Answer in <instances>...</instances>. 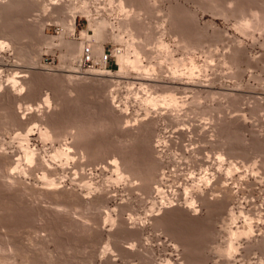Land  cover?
Wrapping results in <instances>:
<instances>
[{"label": "rangeland", "instance_id": "374dc122", "mask_svg": "<svg viewBox=\"0 0 264 264\" xmlns=\"http://www.w3.org/2000/svg\"><path fill=\"white\" fill-rule=\"evenodd\" d=\"M263 14L264 0H0V264H264ZM135 48L136 67L120 62ZM114 156L126 181L101 167ZM168 199L182 207L161 212Z\"/></svg>", "mask_w": 264, "mask_h": 264}, {"label": "bare ground", "instance_id": "6f19581e", "mask_svg": "<svg viewBox=\"0 0 264 264\" xmlns=\"http://www.w3.org/2000/svg\"><path fill=\"white\" fill-rule=\"evenodd\" d=\"M53 2V1H52ZM121 4V3H120ZM53 5H58V2L57 3H53ZM88 9V8H87ZM87 13V12H86ZM89 13V12H88ZM258 14V13H257ZM88 15V14H87ZM264 15V14H263ZM257 16V15H256ZM258 21V20H257ZM101 24V26L102 25H107V22L106 21H103L102 23H100ZM100 24H99V26H100ZM104 27V26H103ZM71 30H72V28H71ZM99 37V36H98ZM160 43H162V46H164L163 45V42H161L160 41ZM3 44V42H0V45H2ZM4 44H6V43H4ZM3 44V45H4ZM2 45V46H3ZM8 45V44H7ZM1 46V47H2ZM9 46V45H8ZM133 47H135V46H133ZM101 48V47H100ZM164 48V47H163ZM1 49V48H0ZM96 49V48H95ZM99 49V48H98ZM98 49H97V51H96V54H98V52L100 53V51H98ZM99 50H101V49H99ZM134 50V49H133ZM136 50H138V48L136 49L135 48V50L134 51H136ZM136 52H138V51H136ZM140 52V51H139ZM139 52L138 53H135V60H131L128 56H127V54H124V53H121V52H117L118 53V56H119V60H120V62H126V63H130L131 64V66L132 65H136L139 61H140V55H141V53H140V55H139ZM102 53V52H101ZM93 54V53H92ZM95 55V54H94ZM137 55V56H136ZM147 56V55H146ZM93 61H94V56H93ZM191 62V65H192V60L190 61ZM100 63L101 64H103L104 63V60H103V55H101V57H100ZM123 63V64H124ZM140 63V62H139ZM177 63V62H176ZM127 64V65H128ZM140 65V64H139ZM194 65V64H193ZM121 66V65H120ZM129 66V65H128ZM126 67V66H125ZM136 67V66H135ZM139 67V66H138ZM175 67V66H174ZM121 68V67H120ZM119 68V69H120ZM133 68V67H132ZM140 69H141V67H139ZM149 68V67H148ZM192 68H193V66H192ZM155 69V68H154ZM121 70V69H120ZM119 70V72H121ZM95 71V70H94ZM106 71V70H105ZM86 72V71H85ZM96 72V71H95ZM93 73V72H92ZM91 73V74H92ZM99 73V72H98ZM97 73V74H98ZM106 73V72H105ZM107 74V73H106ZM109 74V73H108ZM123 74V73H122ZM99 75V74H98ZM120 77V76H119ZM174 77V76H173ZM18 78V77H17ZM21 78V77H20ZM143 79V78H142ZM149 79V78H148ZM21 81H19V80H16V79H13L12 80V84H11V89L13 90V91H17L18 89H20V88H23V84L21 85V83H20ZM143 83V82H142ZM140 84V83H139ZM140 85H142V84H140ZM150 85V84H149ZM143 86V85H142ZM147 87V86H146ZM9 88H10V86H9ZM143 88V87H142ZM152 88V87H151ZM152 90V89H151ZM5 91V90H4ZM20 92V91H19ZM135 92V91H134ZM13 93V92H12ZM17 94H20V93H17ZM171 94V93H170ZM11 96V95H10ZM156 97V96H155ZM155 97H154V99H155ZM115 98V97H114ZM113 98V99H114ZM149 98V97H148ZM144 99V98H143ZM153 99V98H152ZM159 100V99H158ZM152 101V100H151ZM151 101H150V103H151ZM160 101H161V99H160ZM165 101H168V102H172V103H176V98L173 96V95H169L168 97H164L163 99H162V102H163V104H164V102ZM45 102V101H44ZM49 98L46 100V104H48L49 105ZM155 103V102H154ZM178 103V102H177ZM162 104V103H161ZM160 104V105H161ZM125 105H126V103H125ZM149 105V104H148ZM3 106H4V104H3ZM128 106V105H127ZM127 106H126V108H127ZM180 106V105H179ZM40 107V106H39ZM117 107V106H116ZM31 108H33V107H31ZM7 109V108H6ZM39 109V108H38ZM128 109V108H127ZM123 108H121V112L123 113ZM124 110H126V109H124ZM176 110V109H175ZM126 112H128V111H126ZM43 113V112H42ZM124 114V113H123ZM128 114V113H127ZM130 114V113H129ZM41 120H43L42 118H41ZM41 120H40V122L39 123H41V124H37V123H35V126L37 125V131L39 132V134H40V136L43 138V139H45V141L46 140H48L49 141V139L51 140V139H53L54 138V136H53V134H52V132L49 130L50 129V127L52 128L53 126L54 127H56L55 125H53V126H49V124H46V123H44V124H42V122H41ZM139 120V119H138ZM136 121V120H135ZM128 122V121H127ZM139 122V121H138ZM134 123V122H133ZM46 125V126H45ZM127 125V124H126ZM130 125V124H129ZM135 125H136V123H135ZM34 128V127H33ZM32 128V129H33ZM36 128V127H35ZM32 129H29L28 128V132H32ZM25 134H28V133H25ZM21 135H23V134H21ZM20 135V136H21ZM26 136V135H25ZM24 136V137H25ZM77 136V135H76ZM75 136V137H76ZM23 137V136H22ZM59 137V136H58ZM77 138V137H76ZM162 138V137H161ZM27 139V137H25V140ZM160 141L162 142L163 140H161V139H159L158 140V144L160 143ZM26 142V141H25ZM68 142V141H67ZM66 142V143H67ZM61 145V144H60ZM160 145V144H159ZM158 146V145H157ZM73 148H74V146H72V145H70V144H64L63 143V145H61L60 147H58V148H56L55 147V150H54V153H55V156H58V157H64L65 159H70L71 158V156L73 155ZM157 149V148H156ZM25 160L27 161V162H29V163H34V162H36L35 160L36 159H38L37 158V156H36V153L33 151V150H30L29 148H27L25 151ZM82 152V151H81ZM83 153H84V151H83ZM76 154V153H75ZM82 154V153H81ZM37 155H39V154H37ZM40 156H41V154H40ZM53 156V155H52ZM74 156V155H73ZM83 156H85V155H83ZM222 157V156H221ZM73 159V158H72ZM18 160V159H17ZM66 160V161H67ZM222 161V160H221ZM19 162V161H18ZM68 162V161H67ZM106 163V162H105ZM30 165V164H29ZM36 165V164H35ZM47 165V164H46ZM124 162L122 161V158L119 156H114V157H112L110 160H108V162L104 165V166H101L102 168H107L108 167V169L109 168H111L112 169V171L115 173V175H116V177H117V179H120V181H121V179H123V180H125L126 181V179L130 176L131 177V175H132V173H131V175L129 174L130 172L129 171H126L127 169V166L124 168ZM235 165V164H234ZM31 166V165H30ZM134 168V167H133ZM156 168V167H155ZM239 168V167H238ZM83 169V168H82ZM126 169V170H125ZM31 170V169H30ZM130 170V169H129ZM136 169H134V171H135ZM137 170H140V169H137ZM136 170V171H137ZM234 170V169H233ZM45 171V170H44ZM154 171V170H153ZM206 171V170H205ZM25 172V171H24ZM46 172V171H45ZM129 172V173H128ZM131 172H133V171H131ZM149 172V171H148ZM151 172V171H150ZM48 173V172H47ZM155 173V172H154ZM134 174H135V172H134ZM139 174H141V173H139ZM150 174V173H149ZM48 175H50V174H48ZM47 174H45L44 173V176L43 177H45V178H48L49 176H48ZM138 175V174H137ZM143 175V174H142ZM212 175V174H211ZM11 176V175H10ZM136 176V175H135ZM135 176H133V178L135 177ZM129 177V178H130ZM149 177H152V176H149ZM138 178H142L141 177V175H140V177L138 176L137 177V179ZM146 178V177H145ZM145 178H144V180H145ZM205 178V177H204ZM132 179V178H131ZM149 180H150V178H148ZM207 179V178H206ZM9 180V179H8ZM152 180V179H151ZM49 182V185H51L52 186V184L53 185H55V180H53V179H50V180H48ZM119 181V180H118ZM133 181V180H132ZM139 181H141V180H139ZM161 181V180H160ZM130 182H131V180H130ZM135 182H136V180H135ZM57 183V182H56ZM127 183V182H126ZM149 183V182H148ZM152 183V182H151ZM116 184V183H115ZM133 184V183H132ZM157 184V183H156ZM155 184V185H156ZM162 184H163V182H162ZM161 184V186H163ZM209 184V183H208ZM143 185V184H142ZM151 185V184H150ZM201 185V184H200ZM56 186V185H55ZM152 186V185H151ZM161 186L160 185H158V187L156 188V190H157V193L159 192L160 194H161V196H162V194H164L163 192H162V188H161ZM165 186V185H164ZM163 186V187H164ZM192 186V185H191ZM193 186H195V185H193ZM139 188V187H138ZM184 188H186V186L184 187ZM188 188H190V187H188ZM188 188H186V190H187V192H188ZM200 188V187H199ZM198 188V190L200 191V189ZM191 189H192V187H191ZM194 189V188H193ZM155 190V191H156ZM195 190H196V188H195ZM194 190V191H195ZM46 191V190H45ZM185 191V190H184ZM194 191H192V192H194ZM199 191L197 192L198 194H199ZM52 193V192H51ZM156 193V194H157ZM179 193V192H178ZM189 193H190V191H189ZM200 193H202L201 191H200ZM204 193V192H203ZM191 194V193H190ZM195 194H196V191H195ZM159 195V194H158ZM201 195V194H200ZM215 195V194H214ZM160 196V195H159ZM165 196V195H164ZM186 196H188V195H186ZM211 196H213V194L211 195ZM167 197V196H166ZM164 198V197H163ZM169 198V197H168ZM171 198V197H170ZM173 198V197H172ZM179 198V197H178ZM177 198V199H178ZM188 198V197H187ZM196 199H198V198H196ZM200 199V198H199ZM167 200V199H166ZM180 200V199H179ZM184 200H185V198H184ZM212 200V199H211ZM178 202V201H177ZM159 203V202H158ZM161 204H162V202H160ZM179 203V202H178ZM181 203V202H180ZM179 203V204H180ZM184 203V202H183ZM155 204V203H154ZM153 204V205H154ZM179 204H176L174 201H173V199H168V201L166 202V203H163L162 205H161V207L159 206L158 207V209L159 208H161L160 209V211L161 210H163V213H164V210H167V211H169V210H171V209H173L174 207H176V208H178L177 206L179 205ZM195 204H196V200H195V198L193 197L192 199H190V200H186L185 201V203H184V205H183V207H184V209L186 208L187 210L186 211H188V210H190V212L191 211H193V212H195V211H197V209L195 208L196 206H195ZM157 206V205H156ZM180 206H181V204H180ZM182 207V206H181ZM155 208V207H154ZM157 209V210H158ZM183 209V208H182ZM181 209V210H182ZM156 210V209H155ZM159 211V210H158ZM160 211H159V214L157 213V215L155 214V215H152L151 214V216H156V221H158V223L160 222V216H162V214L163 213H160ZM167 211H165V212H167ZM153 212V211H152ZM151 212V213H152ZM162 212V211H161ZM154 214V213H153ZM150 216V217H151ZM231 217H234V215H233V213H232V216ZM154 218V217H153ZM238 218V217H237ZM237 218H236V220H237ZM114 218H111L110 216H109V218H108V221L110 220V221H112V223L114 222V220H113ZM131 219V218H130ZM165 219V218H164ZM107 221V220H106ZM155 221V222H156ZM162 221V220H161ZM243 228V227H242ZM241 229V228H240ZM250 231H251V226H247V227H245V228H243L242 230H237V231H233V230H231L230 229V234L232 235V236H241L242 234H245V235H248V233H250ZM229 233V232H228ZM229 237V236H228ZM247 237V236H246ZM230 239V238H229ZM238 240V239H237ZM229 241V240H228ZM227 241V242H228ZM230 243H228V245L225 247V248H220V247H218L217 249H218V251L219 252H221V253H223L224 255L226 254V253H230L231 251H235V250H232V249H236V248H234V243H232L231 241H229ZM238 249V248H237ZM236 249V250H237ZM227 255V254H226ZM171 262V261H170ZM171 264V263H170Z\"/></svg>", "mask_w": 264, "mask_h": 264}, {"label": "built area", "instance_id": "2783aa9c", "mask_svg": "<svg viewBox=\"0 0 264 264\" xmlns=\"http://www.w3.org/2000/svg\"><path fill=\"white\" fill-rule=\"evenodd\" d=\"M103 67L106 68L107 62H108V57L105 53H103ZM82 62L84 65L86 64H92L93 63V57H92V51L89 46H85L82 51Z\"/></svg>", "mask_w": 264, "mask_h": 264}]
</instances>
